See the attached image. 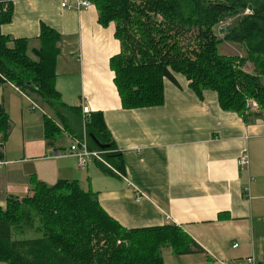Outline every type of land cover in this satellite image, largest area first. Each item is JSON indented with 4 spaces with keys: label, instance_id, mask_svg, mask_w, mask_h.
I'll return each instance as SVG.
<instances>
[{
    "label": "crops",
    "instance_id": "obj_1",
    "mask_svg": "<svg viewBox=\"0 0 264 264\" xmlns=\"http://www.w3.org/2000/svg\"><path fill=\"white\" fill-rule=\"evenodd\" d=\"M61 2L0 0V9L10 4L13 12L12 19L1 24V33L28 41L29 57L46 62L45 73L65 106L40 105L36 92L8 79L0 81V103L11 126L23 129V152L15 146L7 154L8 145L3 147L0 206L6 207L9 195H30L32 181L52 185L78 180L83 189L97 193L100 205L123 228L173 223L202 248L176 254L164 246V264H253L250 258L264 264V115L224 109L217 91L197 94L182 73H174L177 83L165 78L163 104L124 108L110 65L121 51L115 22L101 24L94 4L77 10ZM45 25L59 37L49 55L42 56L37 52ZM22 92L43 111L32 110ZM83 104L90 113H83ZM57 111L63 117L58 118ZM97 113H102L121 154L124 167L115 166L121 175L105 172L99 162L80 169L75 157L48 158L53 150L71 144L81 131V120L84 126V120ZM45 116L54 117L61 130L52 145L45 138ZM244 153L249 164L242 167L239 158ZM22 159L48 162L47 172L29 177L8 168L11 161Z\"/></svg>",
    "mask_w": 264,
    "mask_h": 264
},
{
    "label": "trees",
    "instance_id": "obj_2",
    "mask_svg": "<svg viewBox=\"0 0 264 264\" xmlns=\"http://www.w3.org/2000/svg\"><path fill=\"white\" fill-rule=\"evenodd\" d=\"M90 1L98 8L101 24H116L115 36L121 42V51L111 58L110 65L124 108L163 104L165 78L177 83L174 73H182L197 94L201 95L205 89L217 91L224 109L238 112L246 109L249 98H256L264 109L262 78L241 70L239 65L244 62L241 56L219 55L216 46L223 39L246 45L248 54L256 55L264 76V0ZM250 3L252 10L242 14ZM12 14L10 4L5 10L1 8L0 26L9 22ZM235 16L237 21L231 25L232 29L218 39L216 27ZM188 34L194 36L193 46L182 43L181 39ZM58 37L55 30L43 26L42 48L37 53L49 55ZM45 66L46 62L29 57L26 39H13L0 31V81L8 79L22 90L36 92L46 103L63 107ZM55 114L63 117L58 111ZM54 119L48 116L44 119L49 145L61 131ZM64 124L67 129L68 123ZM84 124L81 120V131L76 138H82L85 131L91 148L103 149L108 145L107 149L116 150L102 113L91 115ZM9 129L11 119L0 103V136L4 142ZM107 158L113 166L123 169L118 151ZM102 169L114 172L103 164ZM31 190L32 196L21 199L9 195L6 207L0 206V261L8 264H164V246L172 247L176 254L202 250L187 231L173 223L123 228L100 205L97 193L83 189L78 180L63 179L52 185L32 181ZM37 218L39 236L14 237L16 229L32 227ZM118 239L122 242L120 245H116Z\"/></svg>",
    "mask_w": 264,
    "mask_h": 264
},
{
    "label": "rangeland",
    "instance_id": "obj_3",
    "mask_svg": "<svg viewBox=\"0 0 264 264\" xmlns=\"http://www.w3.org/2000/svg\"><path fill=\"white\" fill-rule=\"evenodd\" d=\"M218 1V0H217ZM251 10L247 9L244 13H248ZM237 21V16L235 17H229L227 18L225 21L221 22L215 29L216 34H217V38L218 39H222L224 38L225 33H221V28H226L227 26H230L232 24H234ZM196 37V34H195ZM183 44H189L191 46H193L195 44V40H194V36H191V34H188L187 36H185L184 38L181 39ZM217 46V50L219 52V55H223V56H241L244 59V62L240 65L239 67H241V70L252 74L254 76H260L262 78V83L264 84V76L262 74V70L260 67V63L257 61L256 59V55H250L248 54V48L246 45L241 44V43H236V42H232V41H228V40H222L217 42L216 44ZM29 54L32 56V58H34V55L32 54V52L30 51ZM236 64H239L238 61H236ZM1 93V92H0ZM35 98L37 99V102L43 106H46V102L38 95H35ZM254 111L257 112L258 114H262L264 115V109L261 107L260 102L256 99V98H249L247 101V108L246 109H242L241 113H243L245 116H250L249 112ZM41 114V113H39ZM9 136L6 139V141L4 142L2 135L0 136V153H3V147L5 145H8V148H6V152L7 149L10 148V150L13 151L15 146H18L19 149L23 152L22 149V145L19 146L20 141L22 143V133H23V129L22 126L19 125L18 127H14V125L11 126V129H9ZM7 147V146H6ZM8 154V152H7ZM49 154V153H47ZM50 157V154L48 156V158ZM51 158V157H50ZM50 162H52V160H50ZM48 162L46 161H37V160H19V161H11L7 166L8 168H10L11 170L17 171V172H23V174L28 175L29 177L33 174H36L38 171L42 172V171H46L44 170L45 168H48L47 166ZM2 167V166H1ZM4 168V167H2ZM3 169H0V173H2ZM47 172V171H46ZM82 172V171H81ZM85 171H83L84 173ZM33 177V176H31ZM33 195V191L31 190V194L28 196H32ZM23 199V198H21ZM38 218L35 222V224L32 227H25V228H18L15 231V238H29V237H37L39 236L41 233L38 232L37 227H38ZM122 242L120 239H118L116 241V245H120Z\"/></svg>",
    "mask_w": 264,
    "mask_h": 264
},
{
    "label": "built area",
    "instance_id": "obj_4",
    "mask_svg": "<svg viewBox=\"0 0 264 264\" xmlns=\"http://www.w3.org/2000/svg\"><path fill=\"white\" fill-rule=\"evenodd\" d=\"M62 7H68L73 8L77 10H83L87 9L90 6L93 5L92 1L90 0H62L61 2ZM22 91V90H21ZM23 93V92H22ZM25 96H27L25 93H23ZM31 106L30 108L32 110H41L43 111L42 107L36 102L33 101L29 96H27ZM83 113L88 114L90 113V107L87 105L82 106ZM85 126V124H84ZM87 134L84 132L82 138H74L71 144L62 149H56L53 150L50 157L51 158H66V157H75L77 159V165L80 169H86L89 168L91 164L94 162H99L106 167L113 170L115 173L121 175L122 173L113 166L109 160L108 155L117 151V150H111L107 148H91L88 142ZM249 164V156L247 153H244L239 158V165L240 166H248ZM137 200H140V197L137 198ZM237 246V244H235ZM250 261L253 264H259L255 261V258H250Z\"/></svg>",
    "mask_w": 264,
    "mask_h": 264
},
{
    "label": "water",
    "instance_id": "obj_5",
    "mask_svg": "<svg viewBox=\"0 0 264 264\" xmlns=\"http://www.w3.org/2000/svg\"><path fill=\"white\" fill-rule=\"evenodd\" d=\"M252 4L250 3L249 4V10H252ZM232 29V26L230 25V26H227L226 28H221V33L223 34V33H225V32H228V31H230ZM29 84H31V83H29ZM107 147H109L108 145L107 146H104L103 148H107Z\"/></svg>",
    "mask_w": 264,
    "mask_h": 264
}]
</instances>
